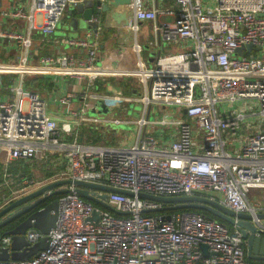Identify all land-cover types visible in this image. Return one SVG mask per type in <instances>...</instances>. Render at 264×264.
I'll use <instances>...</instances> for the list:
<instances>
[{"label":"built area","instance_id":"1","mask_svg":"<svg viewBox=\"0 0 264 264\" xmlns=\"http://www.w3.org/2000/svg\"><path fill=\"white\" fill-rule=\"evenodd\" d=\"M82 1L23 0L22 6L0 9L1 20H23L20 30L0 26V47L7 56L0 60V87L8 90L0 98V156L5 155V161L47 160L48 155L62 160L51 179L25 177L24 186L70 179L133 194L106 191L102 200L113 208L109 209L83 198L74 183L66 184L67 191L57 195L46 247L28 258L0 260V264H264L247 257L245 240L236 227L192 210L161 209L163 203L135 195L140 191L205 196L235 212L249 213L254 234H264V224L256 215L264 213V123L258 121L253 130L236 135L244 117L254 113L264 117V0H211V5L208 0H173L165 6L157 5V0H128L121 5L131 10L125 26L134 35L130 43L134 61L122 66L97 64L98 28L83 37L60 39L79 50L77 56L59 53L31 61L36 38L32 30L40 39L50 36L64 14ZM98 1L96 8L109 0ZM89 21L97 23L93 15ZM142 21L151 23L153 39L147 40V46L159 51L175 43L182 48L157 55L147 66L140 57L137 35ZM239 46L242 49L236 53ZM38 74L86 76L89 84L108 75L134 77L143 91L136 97L141 113L127 120L136 125L133 141L115 146L64 140L59 122L66 128L84 121H121L87 115L86 96L106 105L129 98L118 93L88 94L84 88L66 92L57 98L59 105L67 106L58 120L46 112V102L36 91L23 89L24 76ZM3 75L8 76L6 82ZM74 100L81 102L79 109L70 106ZM233 102L234 109L220 108ZM154 104L185 108L183 114L193 122V130L186 119L169 112L150 118ZM231 144L240 146L235 149ZM91 190L97 198L103 193ZM251 190L259 192L255 203ZM93 210L98 212L95 221L90 219ZM166 214L169 218H163ZM41 235L33 229L25 233L30 244ZM8 241V236L2 237V245Z\"/></svg>","mask_w":264,"mask_h":264},{"label":"water","instance_id":"2","mask_svg":"<svg viewBox=\"0 0 264 264\" xmlns=\"http://www.w3.org/2000/svg\"><path fill=\"white\" fill-rule=\"evenodd\" d=\"M128 3V0H109L96 8L94 15L98 21L101 17L99 12L107 13L116 23L122 22L127 25V12L118 11L119 4ZM98 0H83L77 4L76 11L80 13L83 21H87L89 26L90 18L93 15V5H99ZM88 26V27H89ZM251 45H247L250 48ZM241 46L235 49L236 53H240ZM94 108H97L102 114L106 113V104L98 99L95 101ZM93 111V110H92ZM185 112V108H182ZM70 179H57L42 183L37 187H30L26 192L11 197L0 205V260L6 259H24L34 255L38 250L44 249L47 245V237L49 229L53 226L57 213V195L67 191L66 184L71 183ZM76 186L74 190L83 198L92 200L104 207L113 209L110 205L102 200L105 198L106 191H117L126 195H132L128 190L101 185L92 182H84L74 180ZM100 189L103 193L100 197H94V190ZM136 196L158 201L164 205L161 209H182L192 208L204 210L206 217L219 218L223 224L236 227L242 238L245 240V249L247 257L251 259H259L264 261V234L255 235V225L251 222V215L246 212H235L234 210L222 205L218 201L200 195L190 196H161L138 191ZM257 217H264V213L256 214ZM98 212L93 210L90 219L97 220ZM169 218V214L163 216ZM33 229L42 234L38 240L28 243L25 237L27 230ZM8 236L9 241L2 245V237ZM205 250L203 244L200 245Z\"/></svg>","mask_w":264,"mask_h":264},{"label":"crops","instance_id":"3","mask_svg":"<svg viewBox=\"0 0 264 264\" xmlns=\"http://www.w3.org/2000/svg\"><path fill=\"white\" fill-rule=\"evenodd\" d=\"M157 1H158L157 5L159 6L170 5L171 3H173V0H157ZM24 2L23 0H0V9H5L11 6H17V5L22 6ZM92 10H93V16H94L96 13V5H93ZM107 13H109V11ZM107 13L99 12V15L101 14V17L96 23L98 25H96L95 27V28H98V32H99L98 37H97L98 42H97V50H96V62L97 64L109 63L112 65L116 64L117 66H122L125 64V62L129 61V58L124 56L125 53L129 51L121 49L120 44L117 43V41L115 40L117 36L116 30L119 29L118 27L120 26L122 27V25L117 24L112 18H110V16L107 17ZM1 19H0V26L5 27L6 29L20 30L22 27L23 20L21 18L6 17L4 18V20H1ZM102 19H103V22H101ZM79 23L82 24V27H83L82 31L78 30ZM141 24H143V21L140 23V26ZM150 24L151 23L149 22V25ZM88 26H89L88 22L82 20L80 13L76 11V7L73 10L67 11L62 17L58 25L59 28L56 29L50 36H46L40 39L41 36L38 34V36L34 39V42H32L31 52L34 54L35 57L34 59L31 58V61H36L37 60L36 57L41 56V55H56L59 53H70V54H73L74 56H77L78 54H81V52L77 50L75 47H72V46L70 47L64 44L60 39L65 36L83 37L85 36V34H87L89 29L91 30L93 28L92 26H89V27ZM57 30L59 34L55 35ZM143 37H145V34ZM181 48L182 46H180L179 44L172 43V44L165 45L164 48L159 51L161 52V54H163L162 53L163 51L175 52ZM8 53H13V52L8 51ZM6 57L7 56L4 55L3 48L0 47V60H6L7 59ZM33 76L53 78L51 82L55 84L54 89L52 87L48 89L45 85H44L45 87L43 88H47V91L45 92H47L50 98L52 99L50 101L52 108L51 109L48 108L49 114L53 115L58 120H59L58 116L62 117L64 114L63 112L65 111L67 107L65 105H59L57 102V98L60 95H62V93H66L70 91L80 92L79 89L82 90L84 88V90L88 94L89 93L111 94L116 89L121 88L119 86L121 82L126 83L125 85L123 84L121 85L122 88H127L130 80H126V79L131 78L129 76L108 75V76L96 77L89 84V81L86 76L80 79H77L75 77L60 76V75H46V74L32 75L29 77H33ZM7 77H8L7 75L1 76L2 82H6ZM24 80H25V76H24ZM136 84H139L137 80H136ZM34 91H36L40 96V93L38 90H34ZM45 92L42 91L41 94ZM7 93H8L7 89L0 87V98H2V96H5ZM40 97L42 98V96ZM75 103L76 102H73L70 106L75 108ZM94 104H95V100L92 99V101L89 103L88 109L86 110L87 115L90 110H97V108H94ZM106 106H107V111H108V105ZM97 112L98 114H102L98 110ZM104 114L100 116H96V115H89V116H94V117H99V118L101 117L100 118L101 120L109 119ZM177 114L178 115L183 114L182 109H180V111L178 110ZM100 123L104 124L105 121H101ZM59 125H62L61 122H59ZM78 125H80V123ZM75 127L76 126L72 125L69 128H75ZM99 127L102 133L107 132L104 130V126L100 125ZM106 129H108V126ZM83 135L84 137L82 138L87 139L85 137V134ZM69 136L70 134L67 135V137ZM63 137H64V140H66V136H63ZM74 138L76 141H79L78 136L74 135L71 140H73ZM71 140H68V141H71ZM81 142L88 143L85 141H81ZM103 145L119 146V145H129V144H103ZM231 145H232L231 147L235 149H238L240 146V144H231ZM40 160L41 159L39 158H30V159H10L8 161H5V155L0 156V205L4 201L8 200L9 198L16 197L26 192L30 187H33V185L24 186L23 183H24L25 177L33 178V180H37L40 182L47 181L51 179V177H53L55 173H57L58 168L61 166L60 165L61 162H59L58 160L62 161L61 159L58 158V156H55V155H48V158L47 160H45V162H42V160L41 161ZM42 164L44 166H42ZM47 173H51V175L46 176Z\"/></svg>","mask_w":264,"mask_h":264},{"label":"rangeland","instance_id":"4","mask_svg":"<svg viewBox=\"0 0 264 264\" xmlns=\"http://www.w3.org/2000/svg\"><path fill=\"white\" fill-rule=\"evenodd\" d=\"M204 2L206 0H203ZM210 5L213 3L211 2V0H208ZM27 3V1H26ZM118 11H125L127 12V10L124 9V7L119 4L117 6ZM128 15L131 14V10H128ZM109 13H107V17ZM39 14H36L35 18L36 21L38 22L39 20ZM104 16V15H103ZM102 16V18H103ZM103 22V19L102 21ZM91 25H95L96 27V21H92L90 22ZM119 25H122V27H118L119 29L116 30V41L117 43L120 44L121 49L124 50H128L129 52L125 53V57L129 58V61H134L136 59V54L130 52V43L133 41L134 35L132 32H130L123 24L122 22L117 23ZM126 28H124V27ZM82 24L79 23V31H82L83 27ZM93 27V26H92ZM59 27L57 26V29ZM94 28V27H93ZM92 28V29H93ZM115 30V29H113ZM59 34L58 30L56 31L55 35ZM145 34V37H143ZM138 40L141 43L142 49L140 51V57L142 58L143 61H145L147 66H151L154 63V59L157 55L161 54L160 51L154 49L151 46H147L146 42L147 40H152L153 36L152 33L150 31V25H149V21H143V24H141L140 26V30L137 34ZM32 38H35L38 36L36 30H32V34H31ZM114 40V41H115ZM70 51V50H68ZM162 53H165V51H163ZM46 79H49L50 81L53 80V78H48V77H44ZM126 80H130L127 88H120V89H116L113 93H118V95L120 97H128V100H123L122 98L115 100L113 102L108 103V111L104 114L107 118L112 119V118H119L121 119V121L117 122V123H113L111 122L112 120H109L108 123H104L101 124L100 122L96 123L94 121H84V122H80V125H76L75 128H63L62 125H59L58 127L60 128L61 131V135L66 136V140H71L72 137L74 135L79 137V142L81 141H85L88 143H93V144H129L130 142H132L133 140V136L135 135L136 132V125L133 122H127V120H133L136 117L139 116V114L141 113L142 110V104L140 101H138L136 99L137 96H139L142 91H143V87L141 86V84H136V79L134 77L128 78ZM29 76H25V81L23 83V89L24 90H28V91H34V90H38L40 93V96H42V98H44L45 102H46V112L49 113V109L48 108H52L50 101L52 100L50 98V96L48 95L47 92V88H43L45 87L44 85L40 84L37 80H34L30 83V85L27 84V82H29ZM44 82V81H43ZM127 82V83H128ZM55 84L52 83V88L54 89ZM43 92V94H41ZM58 91V89H57ZM54 92V90H53ZM57 93V92H55ZM64 94V93H62ZM92 101V98L86 96L85 97V104L88 105L90 102ZM75 103V108L79 109V107H81V102L74 100ZM237 106L236 102H233L231 104H229L227 106V104L222 105L220 108H225V109H234ZM85 110H87V107H85ZM175 110V111H174ZM180 111V108L174 105H167L162 107L161 105H151L150 107V118L152 117H160L163 115V111L165 112H170L172 114L173 117L175 118H183L186 119L187 122L190 125V128L193 130L194 128V124L191 120H189L188 118H186L184 116V114L178 115L177 111ZM253 110H257V107H254ZM170 113H168V115H170ZM167 114V113H166ZM88 115H96V116H100L102 114H98L97 110H90L88 112ZM101 118V117H100ZM264 117L259 116L258 114L254 113V114H250L246 117H244L243 120H241L240 122V126L239 128L236 130V135H244L246 133H248L249 131L253 130L254 128V124H256L258 121H261V123H264ZM104 126V130L107 131L106 133H102L100 131V127L99 126ZM108 126V129H106ZM167 130V129H166ZM70 134L69 137H67V135ZM85 137L87 139H83L82 137ZM83 135V136H82ZM64 139V137H63ZM237 140V139H236ZM41 161V160H40ZM42 162H45L44 159H42ZM42 166H44L42 164ZM58 171V170H57ZM249 195L252 196L251 201L253 203H255L258 199H259V192L257 190H251ZM261 222L264 224V217L261 218Z\"/></svg>","mask_w":264,"mask_h":264},{"label":"trees","instance_id":"5","mask_svg":"<svg viewBox=\"0 0 264 264\" xmlns=\"http://www.w3.org/2000/svg\"><path fill=\"white\" fill-rule=\"evenodd\" d=\"M29 76V75H28ZM29 79H30V81L29 82H27V84L28 85H30V83L32 82V81H34V80H37L40 84H42V85H45L48 89H50L51 87H52V82L49 80V79H46V78H44V77H42V76H39V77H37V76H33V77H29ZM25 81V80H24ZM44 81V82H43ZM125 85L126 83L125 82H121L120 83V87H122L121 85ZM97 85V84H96ZM49 175H51V173H47L46 174V176H49ZM176 210H192V211H196V212H199V213H202V214H205L206 212L204 211V210H200V209H192V208H182V209H176ZM173 211H174V209H173ZM214 219H216V220H219V218H217V217H214ZM230 226V225H229ZM230 228H231V226H230Z\"/></svg>","mask_w":264,"mask_h":264}]
</instances>
